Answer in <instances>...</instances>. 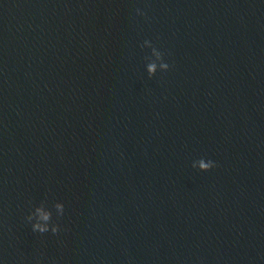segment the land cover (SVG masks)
I'll use <instances>...</instances> for the list:
<instances>
[{"label": "water", "instance_id": "water-1", "mask_svg": "<svg viewBox=\"0 0 264 264\" xmlns=\"http://www.w3.org/2000/svg\"><path fill=\"white\" fill-rule=\"evenodd\" d=\"M0 264H264V0H0Z\"/></svg>", "mask_w": 264, "mask_h": 264}, {"label": "clouds", "instance_id": "clouds-1", "mask_svg": "<svg viewBox=\"0 0 264 264\" xmlns=\"http://www.w3.org/2000/svg\"><path fill=\"white\" fill-rule=\"evenodd\" d=\"M137 13L143 14L141 13L140 9H137ZM147 42L148 41L146 40L145 43ZM153 51L155 52L158 59L163 60V56H164L163 53L158 52L155 49H153ZM156 67L157 65L155 63H151L148 65V72L150 75L156 71ZM160 67L162 70L166 71L169 69L170 65L167 62L163 61L160 64ZM215 166L216 164L212 160H207V162H205V159H201L199 161V167L203 171H207ZM54 208L56 209L57 217L63 216L64 211H65V206L63 202H60V201L56 202L54 204ZM27 220L31 223L32 230L34 232H39L43 234V233H47L51 231L53 234H58L60 231V225L56 223L55 221H53L52 210L46 209L44 203H41L40 205L35 206L29 212L27 216ZM41 221H43L44 223H41Z\"/></svg>", "mask_w": 264, "mask_h": 264}]
</instances>
